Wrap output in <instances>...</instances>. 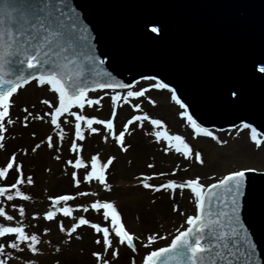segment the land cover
<instances>
[{
    "label": "snow or ice",
    "instance_id": "snow-or-ice-1",
    "mask_svg": "<svg viewBox=\"0 0 264 264\" xmlns=\"http://www.w3.org/2000/svg\"><path fill=\"white\" fill-rule=\"evenodd\" d=\"M144 27L153 34L162 33V26L156 21H146ZM90 39L87 27L81 23L69 0H0V150L6 149L5 134L9 131L6 125L14 124L10 115L13 97L18 90L31 82H36L41 87L50 86V90L57 95L58 105L54 106L48 100H43L42 103L48 107L49 111L45 115L49 117L50 124L59 130L61 141L65 135L62 128L65 121L61 118L65 115L75 120L76 140L84 141L85 131L99 133L100 128L97 126H102L107 132L103 139L107 141L111 137L124 152L130 147L126 146V134L129 133L131 125L140 122L139 126L143 127L144 121H150L156 129L162 126L161 119L150 118L147 114L133 115L124 124L123 130L117 134L114 123L117 118L116 107L128 104L136 111H140V105L134 104L133 98L145 97L150 88L136 91L133 90L134 85L116 81L111 72L104 71L102 66L105 61L97 56L96 50L89 42ZM259 72L264 73V66L260 67ZM142 79L153 82L152 86L157 89L170 90L171 99L175 100L181 109H185L181 115L186 118L196 135L202 134L220 144L225 143L214 135L213 131L202 127L201 123L187 111L188 105L177 96L175 88L170 89L169 84L164 81L156 83L157 77L154 76H145ZM104 89L111 90L106 93L111 99V118L101 119L83 114L86 105L89 107L101 105L104 98L103 96L91 98L89 93ZM229 96L239 99L238 91L235 89H229ZM149 100L155 104L154 100L150 98ZM23 111L26 113L23 122L27 127L29 117H33V113L27 107ZM33 118L43 121L45 116ZM240 128L250 130V141L254 142L257 148L264 146V140L258 138L261 133L253 124L244 122ZM154 135L157 140L166 141L168 148H173L185 159L195 158L201 165L205 163L201 153L194 152L184 136L170 135L167 131L161 133L159 130ZM55 146L53 137L48 136L47 147L52 149ZM40 147L41 144L38 143L32 151L36 152ZM71 151L77 153L74 162L67 161V164L76 170L72 173L75 187L79 188L81 183L92 184L95 181L110 192L112 187L108 183L107 173L116 157H102L97 154L91 156L90 161L86 163L81 155L83 146L75 141L71 143ZM55 158L59 160L61 157L57 155ZM22 167V164L17 163L15 153L10 155L7 162L0 164V197L8 202L31 199L21 186L32 185L34 181L31 176L25 177ZM148 167L153 168L154 165L149 164ZM80 169L85 172L83 177L78 175ZM13 171L18 173V178L9 185L8 178ZM256 171L255 167H243L229 172L222 178L213 177L215 182L207 185L201 182L199 176L184 182L168 180L161 184H154L152 181L167 175L166 173L143 176L140 183L145 189L154 192L169 191L173 198L177 189L181 192L188 189L193 197L194 214H183L185 226L176 229L166 246L152 247L158 239L167 240L168 236H161L159 233L147 236V243L143 247L150 250L142 257L141 264H264L257 253L258 244L250 238L249 229L242 220L241 198L245 196L248 173ZM89 196L99 197V192L81 191L75 195L50 197L51 210L46 211L43 218L54 222L57 221L58 214L72 217L76 222L70 229L66 230L63 222H58L60 231H66L68 237H73L82 226H90L95 233L101 234L100 238L95 240V244L101 246V250L92 253L100 264H113L112 260L107 258L109 250H112L113 258H119V249L113 248V237L118 238L120 245H125L135 252L136 236L126 229L115 201L96 198L89 206L81 204L73 207L69 204L77 201L79 197ZM12 208L16 210L17 205L13 204ZM79 210L84 213L90 210L100 213L103 220L109 222L108 226L93 223L83 215L74 216V212ZM173 210L179 211V206H174ZM25 215L24 206L18 207L17 217L10 214L3 203H0V240L4 241L0 243V264H10L14 259L10 250L42 254L38 247L42 243V237L26 230L22 219ZM55 251L60 252L61 249L57 247ZM29 264H37V261L30 259Z\"/></svg>",
    "mask_w": 264,
    "mask_h": 264
},
{
    "label": "water",
    "instance_id": "water-1",
    "mask_svg": "<svg viewBox=\"0 0 264 264\" xmlns=\"http://www.w3.org/2000/svg\"><path fill=\"white\" fill-rule=\"evenodd\" d=\"M116 81L157 77L203 127L264 136V0H69ZM156 21L162 33L145 30ZM103 53L104 55H101ZM238 91L239 99L229 96ZM242 220L264 262V171L248 173Z\"/></svg>",
    "mask_w": 264,
    "mask_h": 264
},
{
    "label": "rangeland",
    "instance_id": "rangeland-1",
    "mask_svg": "<svg viewBox=\"0 0 264 264\" xmlns=\"http://www.w3.org/2000/svg\"><path fill=\"white\" fill-rule=\"evenodd\" d=\"M141 84L142 82H148L145 80H138ZM136 81L133 85V90L139 91L143 88H140L139 83ZM136 85V86H135ZM37 83L31 82L29 85L24 86L19 94L13 98V107L10 109V115L11 118L14 120V123L16 122V125H19L22 128H25L23 117L26 115V113L23 111L25 107L29 109L30 102L31 101H39V98L37 95H34V91L37 89ZM108 89H104L101 91H98L95 94H92L93 98H95V95H98V97L101 95L102 92L106 91ZM43 91V90H39ZM103 94V93H102ZM31 97V98H29ZM156 97L162 98L163 102L167 105L172 106V104L169 102V98H167V94L162 93L161 95H156ZM143 101H149L148 98H141ZM29 100V101H28ZM151 100H154L151 99ZM28 101V102H27ZM43 101V100H42ZM175 101V100H174ZM141 100L137 99V101L133 102L141 104ZM176 103V102H175ZM42 105H44L41 102ZM154 107V104L151 103ZM126 105V104H125ZM176 105L180 108V106L176 103ZM163 107V106H161ZM129 108V110H128ZM128 108H124L121 113H119V123L118 125H124L127 123L129 119L133 115H138L140 113L142 114H152V109H146L144 112L142 111H136L132 106H129ZM89 110L85 111L83 110V114L88 116H95L97 118L101 119H108L111 118V111L112 106L108 104L104 109H101L100 115H98V106L95 107H88ZM181 109V108H180ZM76 110V109H74ZM157 110V111H156ZM155 112H159L161 109L160 107H157ZM13 111V113H11ZM184 111V110H183ZM117 112V107H116ZM46 116V115H45ZM149 116V115H148ZM156 116V115H155ZM157 119H161L156 117ZM49 119V118H48ZM47 120V116H46ZM162 120V119H161ZM65 121L62 123V128L65 130L66 122L68 124V129L71 133V138L75 142H79L78 144L82 145L83 148L87 147L88 140L85 139L84 141H78L75 138L74 135V125L75 120L73 117H70L68 115L65 116V118L62 120ZM72 125L71 129L70 126ZM117 125V124H116ZM9 127L10 125H6ZM12 126V125H11ZM98 127V126H97ZM119 127V126H117ZM166 130L169 131V127L165 126ZM39 130L41 133H44V136L47 134L49 136H54L55 130L59 132L56 128L53 130L47 129V125L45 124V127L40 125ZM72 130V131H71ZM233 130V128L226 129L219 131V135L221 136V141H224V138L228 136V131ZM119 132V131H118ZM161 132V133H163ZM213 132H216L213 130ZM93 133H90L88 131H85L86 135H91ZM118 134V133H117ZM6 135V134H5ZM193 135H196L195 132L191 133L188 132L185 136V139L188 141ZM155 137V135H153ZM200 136V135H198ZM46 138V137H45ZM43 139V142L46 143L47 139ZM70 138V139H71ZM156 138V137H155ZM263 140L264 138L261 137ZM42 140V138H41ZM46 140V141H45ZM211 138L207 137L202 140L198 141V144L200 145L197 147L195 152H200L201 155L205 159V163L201 165L198 161L195 160V158L192 159H185L183 156H181L179 153H176L175 150L173 151L175 155H177L173 159L165 160V156L169 157V151H166L165 149L162 150V148L158 145V152L160 158H157L154 155L146 156L144 153L142 154V150H139L138 152L133 149L132 146L129 147V150L127 152H124L121 150V148H118V151L114 147L113 153H110L108 157L115 156L116 160L114 161L113 165L111 166L110 170H108V179H114L116 173L118 170L120 172H123L125 175H128V181L134 182L132 179V175H135V173H145V175H152V174H159V173H166L167 175L161 176L159 179L153 180L152 183L154 184H161L165 183L166 180H176L177 182H184L189 178H195L199 176L201 178V182L205 185L215 182L212 178H219L220 174H227L231 170H238L243 167H253V166H264L263 162H257L258 158L255 155L254 152H252V155L248 156V153H244L243 155L239 153L238 147H233L232 143L225 142L224 144H217L213 145L211 143ZM115 142L113 139L110 141ZM86 143V144H85ZM6 149L0 150V164H3L8 161L10 158V155L15 153L16 155L23 152L20 147L17 148L14 152H10V143L5 140ZM9 144V145H8ZM90 144V142H89ZM116 144V142H115ZM118 144V143H117ZM131 145V143H129ZM127 144L126 146H129ZM231 145V146H230ZM61 146V145H60ZM55 146V149H44V150H38L35 154H39V157L34 160V163H40L39 159L41 160V163L43 167L41 169H38V171L33 170V173L35 176H43L42 181V190L37 189L38 185H33L31 190L29 192H25L26 194L31 196V199L28 201H22L17 199L13 202H8L4 198L0 197V203H3V206L6 208L7 211H9L10 214L16 215L18 217V207L24 206L26 210V215L24 218H22L25 222L26 227H32V226H38L39 230H43V233L45 234V239H42V243L38 246L41 250L40 255L32 254L30 251H26L25 253L19 254L13 250V257L14 259L10 261V264H29L30 259H34L37 261V264H57V261H59V264H83L84 262H89L88 264H100L99 261L92 255L94 251L101 250V246L95 244V240L100 238L101 234L95 233L94 229H92L90 226H82V228L77 230V233L73 234V237H68L66 235V231L62 232L59 228V221H62L65 229H70L73 223L76 221L73 220L72 217H63L62 214L57 215V221L49 222L43 218V214L51 210V199L50 197H55L58 195H64V194H74L81 191H90L89 187H92V185H99L97 182L93 181L91 186H86L85 188L79 187L76 188L72 179V173L73 171H76L71 165L67 164L68 160H75V157L73 155L74 152L71 151V145L70 143H66L62 148ZM238 146V145H237ZM113 147V145H111ZM118 147L120 145L118 144ZM61 148V149H60ZM83 149V152L81 155L84 157L86 163L90 161V157L93 154V151L91 148L88 147ZM156 149V148H154ZM236 150V152H235ZM245 151V150H244ZM171 152V151H170ZM66 154L67 158L64 160H57L55 157L59 155L63 158V154ZM134 153H137L136 156ZM46 157V159H44ZM49 155V157H48ZM68 155L71 156L68 158ZM132 156L130 158L129 156ZM134 156V157H133ZM65 157V156H64ZM25 157H20V162H17L18 164H22V170L25 175L27 163L24 160ZM61 159V158H60ZM165 162L164 164H161ZM59 161V162H58ZM163 161V162H162ZM48 162V165H47ZM168 162V165L166 163ZM152 164L154 165L153 168H149L148 165ZM161 164V165H160ZM136 165V166H135ZM47 166V167H46ZM137 167V168H136ZM58 169V170H57ZM259 171V170H257ZM175 173V175H173ZM12 178L11 182L8 181V183H14L15 179L18 178V173L11 172ZM78 175L80 177H83L85 175V172L83 169L78 170ZM26 177V175H25ZM13 180V181H12ZM40 185V182H36ZM9 184V185H10ZM25 185H22V190L24 191ZM104 188H98L99 194L100 192L104 191ZM169 191L162 190L160 192H154L150 189H145L142 184L138 181L136 183L132 184H126L124 186L115 184L112 186V190L109 192L107 191L103 195L99 196L98 198L101 199H108L113 200L118 206V210L121 213L122 221L124 222L126 229L129 230L131 233L135 234L136 240L138 242V245H136V251H131L127 246L120 245L116 238L113 237V248L119 249V258H113L111 256V251L109 250L108 259L112 260L113 264H140L142 258H140L141 254H147V252L150 250L144 248L142 245L139 244L140 240L146 238L149 235H155L156 233H159L161 236H168L167 240H157L156 244L152 247H161L165 246L170 242V239L174 236L176 229L180 228L184 225L179 224V226L176 227V229H169L168 225L173 222V225L178 223L180 221V218L185 213L184 209H182V205H184L188 210L191 208L190 206V200L189 195L184 190L181 192L179 189L175 192L174 198L173 194H168ZM170 193V192H169ZM92 202V197H82L78 198L77 201L69 202V204L73 207H78L79 205L83 206H89ZM17 205V209L13 210L12 205ZM179 206V211H174V206ZM165 207V208H163ZM162 208L161 212L159 213L157 209ZM165 209V210H164ZM157 212V213H156ZM165 212V216L163 213ZM74 216L78 217L80 215L85 216L93 223H101L102 226H108V221L103 220V217L100 213H96L94 210H90L88 213H84L82 210L76 211L73 214ZM162 215L164 216L163 220ZM39 217L34 219L35 222L31 219L33 217ZM184 224V223H183ZM45 229H50V231H45ZM169 231V232H168ZM168 232V233H167ZM65 233V235H62ZM42 233H40V236H44ZM47 236V237H46ZM75 237H79L78 239ZM47 238L52 239L54 242L50 246L47 243ZM11 239V238H10ZM147 243V240H145ZM59 247L61 249L60 252H56L55 249Z\"/></svg>",
    "mask_w": 264,
    "mask_h": 264
},
{
    "label": "bare ground",
    "instance_id": "bare-ground-1",
    "mask_svg": "<svg viewBox=\"0 0 264 264\" xmlns=\"http://www.w3.org/2000/svg\"><path fill=\"white\" fill-rule=\"evenodd\" d=\"M139 80H142V79H139ZM136 81H138V80H136ZM156 83H158V82L156 81ZM152 84H153V82L148 81V82H142L140 85H138V86H140V88H150V91L146 93V96L144 98H148V99L149 98L150 99L154 98V101H155V104H154V107H153V105L151 103L149 105V101H143L141 99L143 97L139 98V100L142 101L141 104H140V111L144 112V110H146V109H152L154 111L153 115L152 114H147V115H149L150 118H154V119H157L156 117L161 118L162 119V126L159 129H156L155 126H152L150 124V121H144L143 122V125H144L143 127L139 126L140 122H137L136 124L131 125L130 129H129V133L126 134V145L131 143V145L130 144L129 145L132 146L133 149H135V151L138 152L139 150H142L143 151L142 154L144 153V155H146V156L154 155L157 158H160V156L158 155L159 152H158V148H157V146L159 145L162 148V150L168 149L167 151H169L170 155H169V157L165 156V158H166L165 160L173 159V158H175L177 156L173 152L174 149L173 148H168V145H167L166 141L157 140V138H155L153 136L154 133L157 130H159L160 132H163V130H166L165 129V126H166V127H169V129H170L168 131V133L170 135H182V136L185 137L188 132L193 133L194 130L191 129V126L187 123L186 118L181 115V113L183 112V109H180L176 105V103H175L176 101L171 99L170 90L157 89V88L153 87ZM20 90H18V93L16 95H14L13 98H15L19 94ZM39 90H43V91H39ZM110 91L111 90L108 89V90L102 92L103 94L101 93V95L99 96V97L103 96L104 98L101 100V105H97L98 106V109H97L98 110V113H97L98 115H100L101 109H104L106 107V105L108 104V102H109V105H111L110 96L106 95V93H108ZM95 93H97V92H90L89 96L91 98H93V96H91V95L95 94ZM162 93L167 94V98H169V102L172 104V106L165 104L163 102L162 98L156 97V95H161ZM34 95H37V97L39 98V101L37 100V101H31L30 102L29 111L33 113V117H39V116H42V115L45 116V113H47L49 111L48 107L45 104L44 105L41 104L42 100H48L54 106L58 105L57 95L54 94L50 90V86H45V87L38 86L36 91H34ZM99 97H98V95H95V98H99ZM29 98H31V97H29ZM135 101H137V99L133 98V102H135ZM129 106H131V105H128V104L125 105L124 104L122 107L117 106V117L119 118V113H121V111L124 108H128ZM161 106H163V107H161ZM88 107L89 106L86 105L83 110H85V111L89 110ZM157 107H160V109H161L159 112H155ZM128 110H129V108H128ZM11 113H13V111H11ZM138 113H139L138 115L142 114L140 112H138ZM65 116L62 117L61 119L63 120L65 118ZM33 117H29V121H28V126L27 127L22 128L19 125H16V122H15L12 126L10 125L8 127L9 131L6 133V140L10 143V152L11 151L14 152L15 150H17V148L20 147V149L23 152L17 154V162L21 163L20 157H25L24 160L27 163L25 175H26V177L27 176H31L33 181H34V183L32 185H28L27 184L25 186L24 192H26V193L29 192L31 190L32 186L35 185V184L38 185L37 189L42 190L41 185L43 184L42 183L43 176H37V175L35 176V174L33 173V170L38 171V169H41L43 167V165L41 163V160H40L41 158L39 159L40 163H37V164L34 163V160L37 158V156L39 157V154H35V153L38 150H40V151L44 150V149H48L49 150L50 148L47 147V141L46 140H45L46 143L43 142V139L45 137H46L45 139H47V137L49 135L47 134V136L46 135L44 136V133L43 132L41 133V131L39 130L40 125L45 127V124H46L47 125V129H49L50 131L56 128L54 125L50 124V120L48 119L49 117H47V120H46V116H45V119L43 121H41L39 119H34ZM109 117L110 116H108V119H109ZM118 118H116V120L114 122L115 125L117 124L116 125L117 133H118V131L123 130V126H124V125H121V126L118 125V123H119ZM65 124H66L65 130H64L65 135H64V138H63L62 141L59 139L58 131L55 130L54 131L55 134H53L54 136H52L53 140H54V144L57 147H59L61 145L60 147L62 148L66 143H70V145H71V143L74 141L71 138V133L68 132L69 129H68L67 122ZM241 125H242V123H238L235 126L231 127V128H233V130L228 131L227 133H225L228 136L226 137V139L224 138V142H230V143L233 144L232 145L233 147H238L237 152L239 151V153L242 154V155L244 153H246V154L248 153V156H250V155H252V152H254L255 155L258 158L257 162H259V163L263 162L264 163V146L257 148L254 145V142L250 141V132H249V130H241L240 129ZM117 126H119V127H117ZM71 127H72V125L70 126V129H71ZM98 127L100 128V132L99 133H93L91 135H86V139L90 142V144L88 142L87 147H84V148H87V149H88V147L91 148V150L93 151L92 156L99 154L102 157H108L110 155V153L114 152V151L110 152L111 150L114 149V147L116 148L117 151H118V148H120V147H118L117 143L115 144V142H112V143L110 142L112 140L111 137H109V139L107 141H105L103 139V135L107 134V132H106L105 129H103L102 126H98ZM207 129L210 130V131H213V130L216 131V132H214V135L218 136L220 138V140H221V136L219 135V131H222V130H217L215 128H207ZM229 129H230V127H229ZM223 130H226V129H223ZM261 137L264 138L262 135H260L258 138L261 139ZM41 138H42V140H41ZM204 138H207V137H205L203 135H200V136L193 135L188 141L187 140L186 141L193 147V149H196L197 147L200 146L198 144V141L202 140ZM211 140H212L211 143L213 145L219 144L216 140H213L212 138H211ZM38 143L41 144V147L39 149H37L36 152H33L32 149ZM76 143H79V142H76ZM111 145H113V147H111ZM154 148H156V149H154ZM54 149H55V147H54ZM25 150H26V154H25ZM3 151H4V149H3ZM194 152H195V150H194ZM235 152H236V150H235ZM76 154L77 153H73L74 157L76 156ZM136 154L137 153H134L135 156H136ZM63 155L65 157L63 156V158L61 157V159H59V161L61 160V162H62V159L65 160L67 158L65 153ZM180 155L182 156V154H180ZM44 156L45 155H43V157ZM48 157H49V155H48ZM70 157L71 156L68 155V158H70ZM129 157L132 158L131 155ZM44 159H46V157H44ZM160 159H163V158H160ZM73 162H74V160H73ZM159 162H160V160H159ZM164 163L165 162H163L161 164H164ZM47 165H48V162H47ZM166 165H168V162L166 163ZM253 167H255L257 170H259V172H263L264 171V166H253ZM110 168L108 170H110ZM231 171H233V170H231ZM220 175L221 176L219 178H222L226 174H224V175L220 174ZM127 176L128 175H125L123 172H120V170H118L116 175H115V177H114V179H108V183L111 185V187L113 185H115V184H119V185H122V186H124L126 184H132L133 185L134 183H136L138 181L140 182V179L143 176H146V175H145V173H135V175L130 176V177H132L134 182H129L128 181L129 177H127ZM9 178H12L11 173H10ZM9 178H8V181L11 182V179H9ZM167 181L168 180H166V182ZM10 182L8 184H10ZM36 182H38V183L40 182V185L37 184ZM86 186H91V184L81 183V185H80L81 190H83L82 188H85ZM100 187L104 188L102 185H92V187H89V190H90L89 192H98V188H100ZM107 191L108 190L105 189L104 191L100 192L101 194H99V196L103 195ZM185 191L189 195V200H190V205H191L190 207L191 208L186 210L187 208L184 205H182L181 207L185 211L184 214L192 215V214H194L193 197L190 194V191L188 189H185ZM75 194L76 193H74L72 195H75ZM168 194L170 195L172 193L168 192ZM80 198H82V197H80ZM96 198H98V197H92V201L94 199H96ZM110 201H113V200H110ZM163 208H165V207H163ZM161 210H162V208L157 209V211L159 213H162ZM163 215L164 216L166 215L165 212L163 213ZM163 215H162V218H161L162 220L164 219ZM31 219L35 222L34 218H31ZM180 223H182L181 225L185 226V215H183L180 218V221L178 223H176V225L175 224L173 225V222H171L168 225V228L170 230L171 229H176V227L179 226ZM26 230H28L30 232H34V233L39 234V235H40V233H42V235L44 234L43 230H39L38 226L37 227L36 226H32V227H29V228L26 227ZM62 235H65V233H63ZM42 239H45V234H44V236H42ZM116 239L118 241V238H116ZM145 240H146V238H144L143 240L141 239L139 244L143 246L144 244H146ZM46 241H47L49 246L54 243V242H52L53 240L49 239V238H47ZM3 242H4L3 240H0V243H3ZM135 243H136V245H138L137 240H135ZM13 251H15V252H17L19 254V252L17 250H13ZM25 252H23V253H25ZM144 255L145 254H141L140 258H142ZM19 256H21V255L19 254ZM88 263L84 262L83 264H88ZM139 263H141V262H139Z\"/></svg>",
    "mask_w": 264,
    "mask_h": 264
}]
</instances>
